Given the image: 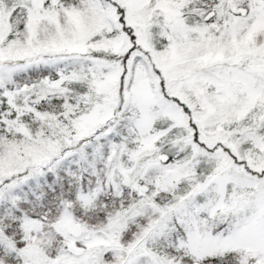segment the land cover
Returning a JSON list of instances; mask_svg holds the SVG:
<instances>
[{"label":"snow or ice","instance_id":"snow-or-ice-1","mask_svg":"<svg viewBox=\"0 0 264 264\" xmlns=\"http://www.w3.org/2000/svg\"><path fill=\"white\" fill-rule=\"evenodd\" d=\"M0 264H264V0H0Z\"/></svg>","mask_w":264,"mask_h":264}]
</instances>
